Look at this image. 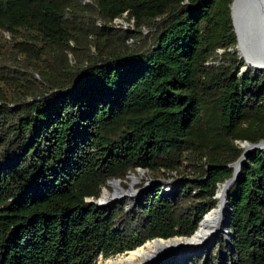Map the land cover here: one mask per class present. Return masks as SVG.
I'll return each instance as SVG.
<instances>
[{
    "label": "trees",
    "instance_id": "16d2710c",
    "mask_svg": "<svg viewBox=\"0 0 264 264\" xmlns=\"http://www.w3.org/2000/svg\"><path fill=\"white\" fill-rule=\"evenodd\" d=\"M231 2L0 0V29L29 32L19 50L44 63L31 91L0 93V264H94L197 229L239 142L264 139V70L241 71ZM137 169L174 172L172 194L97 204ZM228 200V241L162 264H264V149Z\"/></svg>",
    "mask_w": 264,
    "mask_h": 264
},
{
    "label": "rangeland",
    "instance_id": "374dc122",
    "mask_svg": "<svg viewBox=\"0 0 264 264\" xmlns=\"http://www.w3.org/2000/svg\"><path fill=\"white\" fill-rule=\"evenodd\" d=\"M89 1L90 0H84V2ZM114 23L116 25H123L125 29H130L131 33H133L136 29L132 22L128 23L121 18L116 19ZM96 25L101 26V22L96 21ZM140 32L147 34V30L144 28H141ZM21 41L33 42L32 35L26 30L22 29L17 30L16 32H8L0 29V93H4L8 97L16 95L17 90L22 91L23 89L27 88L29 91H31V83L25 79L29 78L32 80V82L37 81L39 77L34 71V66L37 63L44 65V63H41L40 60V62H38V59L31 55L28 50L26 52L19 50ZM70 44H72V42H70ZM26 45L28 47H34L33 44ZM38 46L40 47L41 44L38 43ZM67 57L70 59V63L73 65L74 62L72 54L68 53ZM29 72L34 73V78ZM242 73L245 74L244 71H242ZM29 91L25 89V92ZM240 143L241 142H239V146ZM176 176L177 175L174 172L171 175L166 176L159 172L150 173L146 170L137 169L136 172L128 174L125 179H117L119 190L122 191V193H118L116 190L117 188L115 185L117 184V180L110 181L107 186L103 188L102 191L105 190L107 194L105 200H103L104 204L102 205H109L112 203L121 204L127 211H129L134 207L135 201H137V199L141 196L142 192L145 189L150 188L155 181L160 182L161 187L171 188L169 194H172L173 187L176 185ZM130 190L134 193L130 192ZM204 250L205 249H203V251ZM119 257L122 256L114 255L104 258L102 255H99L94 260V264ZM172 260L178 261L175 256H173ZM169 261L171 260L169 259Z\"/></svg>",
    "mask_w": 264,
    "mask_h": 264
},
{
    "label": "water",
    "instance_id": "95a60500",
    "mask_svg": "<svg viewBox=\"0 0 264 264\" xmlns=\"http://www.w3.org/2000/svg\"><path fill=\"white\" fill-rule=\"evenodd\" d=\"M231 20L233 25V30L236 34L237 44H236V53L240 58L245 62V65L241 68V71H244L247 74V67L250 66L253 70H264V0H232L231 6ZM245 56V57H242ZM243 151L240 157L229 166L233 168L232 176L227 179L222 184L218 185V189L215 193V198L217 199L216 207L212 208L207 212L203 218L199 221L197 229L189 236H179L183 238H191L197 234L201 224L210 217H213L216 214V209H218L219 200H218V191L223 192V197L226 198L224 203L229 208V216L226 219L225 226L228 232V236L224 240L228 241L231 238L232 232L229 228L231 216H232V207L228 200L229 191L233 183L236 181L240 174L241 166L245 161L248 154L255 152L257 150L264 149V139L259 140L256 143H248L243 141L240 143ZM238 165V168L235 169L234 165ZM118 183V180H117ZM103 192L101 193L100 198L97 200L98 205H102ZM174 237V236H173ZM172 238V237H170ZM160 240L163 238L155 237L152 240ZM169 239V238H166ZM148 241V240H147ZM146 241V242H147ZM216 241H211L206 245L207 249H211L215 245ZM143 245V244H142ZM193 254H200L202 249H192ZM175 255L174 252H169L167 256L163 257L160 261L153 264H161L165 261H169L171 257ZM192 255V254H191ZM186 257V256H185ZM184 258V257H183ZM181 260L178 261H182Z\"/></svg>",
    "mask_w": 264,
    "mask_h": 264
},
{
    "label": "bare ground",
    "instance_id": "6f19581e",
    "mask_svg": "<svg viewBox=\"0 0 264 264\" xmlns=\"http://www.w3.org/2000/svg\"><path fill=\"white\" fill-rule=\"evenodd\" d=\"M242 57L245 56L242 55ZM245 147L246 146L243 148ZM234 166L235 169L238 168L237 164ZM115 187L117 188L116 190L118 193H122V191L119 190L118 183ZM130 192L134 193L131 190ZM106 194L107 193L104 190V198L101 200H105ZM217 196L219 205L218 209H216V214L213 217L206 219L201 224L195 236L191 238L175 236L169 239L147 241L122 257L108 259L104 262H99L98 264H153L167 256L169 252H174L176 259L181 260L183 257L193 254L191 251L192 249H202L203 251V249L206 248V245L211 241H217V239L222 236H224V238L228 236L225 222L229 216V208L226 203H224L226 198L223 197V192L218 191ZM172 259L173 257L170 258V260Z\"/></svg>",
    "mask_w": 264,
    "mask_h": 264
},
{
    "label": "built area",
    "instance_id": "2783aa9c",
    "mask_svg": "<svg viewBox=\"0 0 264 264\" xmlns=\"http://www.w3.org/2000/svg\"><path fill=\"white\" fill-rule=\"evenodd\" d=\"M171 190V188L169 187H162V192H166V193H169V191Z\"/></svg>",
    "mask_w": 264,
    "mask_h": 264
}]
</instances>
